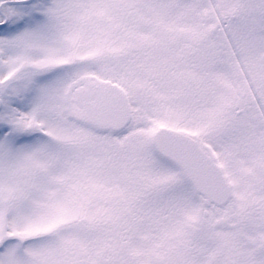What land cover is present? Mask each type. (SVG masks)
<instances>
[{"label": "snow or ice", "instance_id": "obj_1", "mask_svg": "<svg viewBox=\"0 0 264 264\" xmlns=\"http://www.w3.org/2000/svg\"><path fill=\"white\" fill-rule=\"evenodd\" d=\"M0 264H264V0H0Z\"/></svg>", "mask_w": 264, "mask_h": 264}]
</instances>
